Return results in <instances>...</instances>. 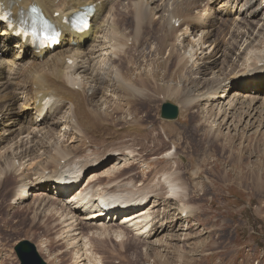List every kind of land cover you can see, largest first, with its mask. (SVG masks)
I'll use <instances>...</instances> for the list:
<instances>
[{"label":"rangeland","instance_id":"374dc122","mask_svg":"<svg viewBox=\"0 0 264 264\" xmlns=\"http://www.w3.org/2000/svg\"><path fill=\"white\" fill-rule=\"evenodd\" d=\"M120 2L122 4L118 5ZM129 2V0H113L110 3L109 8L102 17L104 21H102V26L97 33V38L94 42L87 44L88 46L84 53L87 54L85 55L86 61L83 62L82 60V64H85L87 66L86 69L88 70L89 68V70L86 73H81L80 76L85 74L88 78H93L98 71L104 72L103 74L108 76L103 86L104 91H100L94 98L95 102L100 103V107L103 108L101 114H105L103 115L105 116L103 117L105 121L101 126L107 127L105 131L97 133L95 136L102 137L104 140H101L100 143H95L90 137L91 141L89 143V138L80 140L72 134L74 133L72 130L70 134H67L70 127L66 126L65 123H68V115H71L67 109L68 106L60 107L61 110L55 115V119L59 123L50 133L47 130L52 123L51 119L46 122L43 121L47 110L39 117L34 115L32 117L34 119L22 118V123L30 128L28 131L20 132V134L18 133L20 131L18 127L21 125H14V128L12 121H8L6 117H3L1 122H4L6 126L3 124L0 126V136L3 137H0V174L2 170L1 164L4 161L3 156L6 154L12 161L13 155H20L23 152L26 155L25 153H27L24 172L29 174L30 181L35 182V178L41 172V167L55 166L58 158L57 149L70 153L75 151L79 153V150H82V154L88 153L92 154V156L94 154L93 151L101 153L106 151L104 148H107V151L112 150V148L121 149L120 151H115L116 153H112V156L106 159L105 165L102 167L104 168L103 174L110 168L113 169L112 166H114L118 153L130 154V149H132L135 152L133 154H136L134 157L137 158V161L134 164L131 162V167L120 166L118 179H122V182H131L129 188L138 189L157 182L156 179L162 174L158 170L169 165L165 154L174 149L173 144H177L179 150H177V156L173 160L178 162L177 168L180 176L189 190L186 203L192 206L193 215L196 212V216H191L192 218L181 217L177 210L178 200L170 199L166 201L165 198L160 199L159 205L152 209L153 213L156 214H153V216L158 220L154 227L156 232L150 237L149 241L151 243L147 241L148 244L142 243L141 247L139 246L136 253L137 255L139 254L140 259L136 262L133 260L136 257L133 248H127L123 242H112L106 237H100L94 230L96 229L94 226L84 229L82 233L84 236L79 235L78 239L75 240V228L80 230V225L70 227L71 225L64 222L69 216L60 217V214H57L49 218L50 213H52L51 209L55 207L56 210L55 205L42 206L40 207L41 209H38V212H35L34 207L35 209L39 208V201L37 202L38 199L36 198H38L39 194L45 193L44 190H38V187L32 188L24 203H17V201L12 199V195L18 191L17 184L19 183V178L23 176L16 175L8 180L7 186H2V192H0L3 197L0 200L4 202L2 204L0 201L4 208L3 213H0V264H20L15 246L23 239H28L37 246L39 254L47 264H79L80 262L78 263V261L80 259H78V255L74 254L78 247H75V251L70 249V253L66 255L67 252L64 251L67 250L68 244L65 241H61L63 236L65 239H71L70 242L76 241L77 246H83V242H87L91 255L93 256L94 254L98 259L101 258L103 264H264V92H261V96L259 95L260 97L258 96V99L253 104H249L250 100H247L248 98L245 95L252 93L250 95L255 96L253 95L255 89L251 92L248 86L245 89V93L240 95L238 92L237 94L235 93L237 86L245 78L244 73H250L249 68L251 67H253V69L251 68L252 71L257 69L254 68L256 59L264 56V0H256L253 4L252 9L259 7L260 13L256 19L253 18L255 22H249V29H247L248 26L245 24L238 22L245 12L250 13L247 10L249 4H245L244 0L235 5V1L231 3H215L216 5H212L214 6L212 11L209 8L211 6L206 3L208 0H201L198 6L192 7L190 13L194 12V15L199 17L198 19L193 17L196 19L195 23H204L206 27L202 26L196 37L192 35L183 39L182 35V43L179 44V41H176V44L178 42L179 52H177L178 55L176 57L175 54L171 55L170 48L156 49L157 36H162L163 32L168 31L165 29H163L164 31L159 30V27L164 24V21L166 22L169 14L165 12L164 17H162L165 20L159 19V15H156L157 19L151 26L152 29L145 27L147 35L144 47L139 51H135V48L126 50V55L130 57L127 63L125 59L124 61L120 60L122 58L121 53L124 54L125 51L118 52V55L114 52L113 41L110 42L112 34H110L111 29L109 30V28L112 23H116L119 25L118 27L124 28V32L128 36L132 35L129 32L134 31L133 27L126 29V26H121L120 24L125 18L121 19L122 15H119L121 8L125 12L124 5L130 4ZM229 5H234V11L231 16L225 17L227 19L223 21H219V18H214L216 10L229 8ZM210 12H213L214 16ZM117 17L121 19L119 22H117ZM145 20L148 22V19ZM210 23L215 24L210 25ZM208 28L214 37H220V48L222 50L217 53L215 51V43L210 47H208L209 43L206 46L203 45L202 50L205 49L204 51L199 49L201 47L199 45L197 54L190 61L193 64L187 61L188 63L181 70L178 67L180 53L186 51L185 53L190 54L189 49L192 50L193 48L196 50L197 44L200 43ZM202 29H205L203 34ZM251 31L252 34L250 35ZM259 31L262 33H259ZM190 33L191 30L189 29ZM172 34L174 33H166L169 38L172 37ZM172 39L175 40L177 37H172ZM249 42H251L252 46L245 49ZM127 44L132 47L133 38L128 40ZM195 44L196 46L194 47ZM239 53L241 54L240 57H238ZM208 55H214L210 60L217 62L215 64L216 67L214 65L211 69H208L209 71H207L206 75L197 74L198 70L196 69L204 65L208 67L210 64L208 61L197 59H204ZM87 56L92 57L91 61H88ZM115 59L119 61L117 60L116 62ZM223 62L228 63L223 64ZM232 63H236V65L233 67ZM8 67L9 65L6 69ZM118 71L124 73V78L128 82L140 84V82H143L141 79H146L148 84L151 83L149 85L151 97L147 101L140 100L141 98L137 97L138 102H133L131 106L127 100L128 96L124 95L125 93H117L118 90L115 91L116 83H114L113 78L118 74ZM80 76L77 77V74L75 75L76 78L81 80ZM111 79L113 83L110 81ZM7 80L4 77L0 80V84L4 82L5 86H9L8 89L10 90L7 89L9 94L16 96L13 97V101H16L17 97L19 98L20 101L18 100L13 105L14 110H17L24 100V96L18 95L17 89H13ZM228 85H231L230 88H233V91L231 89L225 93L219 91L212 98L207 100L202 98V100L193 102V105L192 103L188 105L184 103L183 96H187L185 93L187 91L193 94L192 97L198 98L206 95L209 91L215 89L216 86L225 88ZM251 87L254 86L252 85ZM167 88L177 89L178 91L183 90L182 97L180 95L163 99L162 96L167 93ZM263 89L261 88L262 91ZM1 91L2 89L0 88ZM160 91H162V94L159 95ZM104 92L108 93L106 101L109 107L106 106V103H103L105 99ZM88 95L90 97L93 96L92 92ZM185 99H189V97ZM164 101H170L179 106L180 111L176 119L162 118L161 107ZM251 105L252 107L249 108ZM132 108L137 110L144 109L150 112L146 116L144 112H137L136 116L128 115ZM117 110L120 111L118 112ZM15 113L16 111L14 115ZM136 117L141 122L144 121L142 123H144L143 126L146 127V130H149L148 128L153 129L152 136H138V140H134V137L129 135L128 132H124L125 135L123 134V130L135 123ZM224 117L226 121H223ZM215 130L217 131L216 133ZM154 133H159L155 136L156 138H153ZM51 134L53 136L50 137L49 135ZM52 137L54 138L52 139ZM110 137L113 138L111 139ZM31 140H34V143ZM37 142H44L48 146L49 144L53 145L51 148L48 147L44 150L35 145ZM54 145L57 146L56 150ZM31 150L34 151V154ZM133 154L131 153V156ZM36 155L42 156L35 157ZM134 157L132 156V159ZM92 169L94 168L90 167L84 172V175H87L84 186L92 177L91 174H88L92 172ZM52 170H60V167L49 168L46 172L47 175ZM100 170L97 173L101 177ZM3 176L4 174H2ZM16 182L18 183L16 184ZM49 187L50 185L48 184V195L57 200L58 198L50 192ZM189 187H193L192 192ZM8 191L11 196L8 195ZM164 191L162 192L164 193ZM75 207H78L81 212H78L68 222L77 224L80 219L88 221L86 217H89V209L81 208L77 205ZM60 212L62 214V210ZM35 215L38 217H35ZM36 219L38 222H35ZM77 219L79 220L76 222ZM44 221L46 222L44 223ZM113 221L116 223L117 228L115 229L122 227L120 223H117V220ZM88 222L95 223L91 220ZM131 235L130 232H126L125 235H122V238L126 240ZM107 236H112L116 239L119 234L113 233ZM122 238H118V240ZM159 242L161 244L158 246ZM103 243H107V247H104ZM149 244L150 246L157 244L158 249L162 251V256L157 258L153 256L154 254L142 256V252L146 251ZM46 245L51 250L52 255L50 256L46 253V247H44ZM121 245L128 250L127 253L116 256L112 254L113 251L120 253L122 250ZM55 255H58L56 262L50 261L49 258H53ZM121 257H123L122 260L120 259ZM81 262V264H93V262L89 263L87 260Z\"/></svg>","mask_w":264,"mask_h":264},{"label":"bare ground","instance_id":"6f19581e","mask_svg":"<svg viewBox=\"0 0 264 264\" xmlns=\"http://www.w3.org/2000/svg\"><path fill=\"white\" fill-rule=\"evenodd\" d=\"M3 1L8 7H10L14 11L15 14H18L22 11L27 12L30 9V6L32 4H36L46 14L51 16V18L56 22L57 25L64 26V29H63L61 45L58 48H55L54 50L47 48V49L37 52L35 49L31 48L27 43L21 41L20 38L16 37L13 31L5 29L0 24V46L1 45L3 46L2 55L0 56V80L3 79L4 77L7 78L8 79L7 81L11 84L13 89L15 90L17 89L18 95L21 94L24 96V100L22 101L19 109L14 110L13 105L16 104L19 98L17 97L16 101H13V97L15 95L9 94V91H7L9 86L8 85L5 86L4 82H1L0 88L2 89V91L0 92V116L6 117L7 118L6 120L8 121L11 120L13 123V126L21 125L20 127H18L20 130L18 133L20 134V132L28 131L30 128V127L25 126L22 123V118L24 119L27 117L32 118L34 115H37L39 117L43 114L44 111L47 110V113L43 117V121L46 122L47 120L51 119L52 123L47 130V132L50 133V131L56 128V126L59 123V121L55 119L56 118L55 115L58 114L57 112L61 110L60 107L68 106L67 109L69 111V114L71 115L70 116L68 115L69 117L68 123L67 122L65 123L66 126L68 125L70 127V130H68L70 132L67 131V134H70L72 130V132L74 131V133L72 134L80 140L89 138L88 141L90 143L91 141L90 137H91L95 143H100L101 140H104V139L102 137L95 136V134L105 131L107 127L101 126L102 123L105 121V119H103V117H105L103 115L105 114L103 115L101 114L102 113L101 111L103 108L100 107L101 105L100 103L95 102L94 98L100 91L102 90L104 91L103 86L106 83L108 76H105L106 74L104 75L103 74L104 72H101V71H98L93 78H88L85 74L80 76V74L86 73V71L89 70V68L88 70L86 69L87 66L85 64H82V60L83 62L86 61L85 55L87 54H84V53L87 49V46H88L87 44L90 42L91 43L94 42L95 39L97 38V33L99 32L102 26V21H104L102 17L105 11L109 8L110 3L113 2V0H3ZM129 1H130L129 2L130 4L124 5L125 12H124V9L121 8L119 15H122L121 19L125 18V20H123L122 23L120 24L121 26L122 25L126 26L125 27L126 29L129 27H133L134 31L129 32V33H132V35L128 36V34L124 32V28L118 27L119 25H117L116 23H112L109 28V30L111 29L110 34H112L110 42L113 41L112 46L114 48V52L118 55L119 53H121V51L122 52L125 51L124 54L121 53L122 54L121 56L122 58L120 59L121 61H124V59L126 62L130 60V57L126 55V52H127L126 50L135 48V51H139L144 47L145 45L144 43L146 41V35H147V30L145 27L147 26V28L149 29L151 28L155 19H157L156 15L157 16L159 15V19L162 20L163 19L162 17H164L165 12H168L169 17L167 18L166 22L164 21L163 22L164 24L159 27V30H163V29L168 30L167 31L168 34L174 33L172 34L173 38L177 37V39L173 40L172 37L171 38L167 37L166 35L167 32H163L162 36H159V37L157 36L156 49L158 48L159 50L161 48L162 49L170 48L171 55L175 54V57L178 55L177 54L178 42L176 44V41H179V44H180L182 43L183 39L186 37H189L192 35L196 37V35H198V32L201 31V27L205 25L204 23H201V24L195 23L196 19L194 18L198 19L199 17H196V15H194L195 14L194 12L190 13V10L192 9V7L198 6L201 0H132V1L129 0ZM171 1L173 2L171 3ZM232 1H235L234 5L238 2H242V0L241 1L240 0H208V2L206 3L211 6L209 8L212 11V8L214 7L212 5H214L215 3L216 4L220 2L231 3ZM255 2L256 0H244L245 4L247 3L249 4L247 10L250 13H247L244 11L245 13L243 12L244 13L243 17H241L238 22L243 23L246 26H248L247 29H249V26H250L249 22H255L254 19H256L260 13L259 7H257L256 9L255 8L252 9L254 6L253 4ZM120 4L122 3L120 2L118 5ZM234 5L233 6L229 5V8H224L222 10H216L217 12H215V16L213 15L214 14L213 12H210V13H212V16H214L215 19L219 18V21L220 20L223 21L227 19V18L225 19V17H229L233 14ZM88 6L93 7L95 10V14L91 22L92 23L91 28L88 31L72 30L66 26V23H65L66 18H70V16L75 11L84 10ZM57 13H59V15L55 16ZM250 16H252V18H250ZM121 19L117 17V22H119V20ZM145 19H148V22ZM178 21H180L179 27L176 26V23ZM214 24L215 23H210V25H214ZM184 26L185 28H183ZM189 29L191 30L190 34H189ZM204 31L205 29H202V34ZM259 33H262V32L259 31ZM251 34H252V31L250 32V35ZM182 35H183L182 37L183 39H181ZM131 37L133 38V46L129 47L127 42L128 40L131 39ZM219 39L220 37L219 38L214 37V35L211 33V31L208 28L202 40L200 39L201 40L200 43L197 44L196 50H194L193 48L192 50L189 49L190 54L185 53L186 51L184 52L185 54L180 53L179 55L180 57L178 60L180 63L178 67L182 70V67H185L186 63L193 60L198 50L199 49L202 50L203 45L206 46L207 43H209L208 47H210L212 44L215 43L216 44L215 51L219 53L220 50H222L220 48L221 41ZM199 45L201 47L198 49ZM195 46L196 44L194 45V47ZM251 46H252L251 42H249L245 49H248V47H251ZM204 50L205 49H203L202 51ZM240 55L241 54L239 53L238 57H240ZM213 56L214 55H210V56L208 55L204 59L203 58L197 59V60H203V61L210 62L209 66L207 65L208 67H206V65L200 68L198 67L199 69H196L198 70L197 74L201 73V74L206 75L207 71H209L208 69H211L215 64H217V62L210 60ZM87 58H88V61H91L92 57L87 56ZM67 59H72V62L68 61ZM115 60L117 62L118 59H115ZM225 63H228V62H223V64ZM8 65L9 67L8 69H6ZM232 65L234 67L236 63H232ZM251 68L253 69V67ZM251 68H249L250 73H244L246 77L242 80L243 82H241L240 85L238 86L236 85L237 86L236 90L234 89L235 93L237 94L238 92L239 95L241 93H245V89H247L248 86L251 92L255 89V92H254L255 94L253 93V95L255 96L250 95L252 93H247L248 95H245V97L248 98L247 100H250L249 104H253L254 101L258 99V96L261 94V92H264V89L263 91L261 90V88H264V87H261V86H264V83H263L264 82V56H260L256 59L254 63V68H257V69L252 71ZM76 74H77V77L78 76L81 77V80L75 77ZM113 79L115 81L114 83H116L115 91L118 90L117 93L118 92L125 93L124 95L128 96V98L127 97L126 98L129 104H131V106L133 105L132 104L133 102H138L137 97L141 98L140 100H144V101H147L151 97V93L149 92L151 90V89L149 90V85H151V83L148 84V82L144 78L141 79L143 82H140V84L130 82V81L128 82L126 78H124V73L118 71V74H116L115 78ZM110 81L112 82V79ZM218 81L220 80L218 79ZM258 84H260L259 86L261 88L258 86ZM77 85L79 86L77 87ZM252 85L254 87H251ZM230 86L231 85H228L225 88L223 86H216L215 89H213L212 91H209L206 95H202V96L198 95L199 96L198 98L192 97L193 94H191L190 92L188 93L187 91L185 92L187 96L184 95L185 97L183 96V100H184L185 105L186 104L188 105L191 103L193 105V102H196L200 99L202 100V98H204V100L212 98V96L217 95L219 91L225 93L227 90L231 89ZM176 90L177 89L175 90H172L171 88L168 89L166 94L163 92L165 95H163L162 98L164 99V98H168L172 96H180V95L182 97L183 90L182 91L180 90L181 92L178 90L176 91ZM231 91H233V88L231 89ZM90 92H92V95H93L92 97L88 95ZM160 94H162V91L159 92V95ZM103 95L105 96L103 103H106V106H108L107 101H106V98L108 97V93L104 92ZM188 97L189 99H185ZM125 103L128 104L126 101ZM250 107H252V105L249 106V108ZM15 111L16 113L14 115ZM117 111L119 112L120 110H117ZM137 112L139 113L144 112V115L146 116L148 115L150 111L144 110V109L137 110V109L132 108L130 109L128 115L136 116ZM248 115L250 114L248 113ZM135 119H136L135 123L130 125L126 130H123V134L125 135L124 132H128L129 135H132L134 137V140L137 139L138 136H141V137L142 136H145V137L152 136L153 129L151 130L150 128H148L149 130H146L145 129L146 127L143 126L144 123H142L144 121L141 122L140 119H138L137 117ZM224 120L226 121L225 117L223 118V121ZM2 124L6 126L4 122H1L0 126ZM219 126L220 124L218 125V129H219ZM216 130H215V133L217 132ZM164 132H166V130H164ZM158 134L154 133L153 138H156L155 136H157ZM49 136L51 137L53 136V134ZM0 137L3 138L2 136ZM53 138L54 137H52V139ZM32 141L34 143V140H31V142ZM35 145L39 146L40 149L46 150L48 147L51 148L53 144L51 145L49 144L48 146L44 142L42 143L37 142ZM173 145H174V149H172L171 151L165 154V158L169 164L168 167H164L161 170H158L162 174L159 177L157 176L158 177V179H156L157 182L155 184L150 183L148 184L149 186H146V187H139L138 189H132V188H129V185L131 182H122V179H118L119 178L118 170L120 166L123 165L125 168L131 167V165L136 163L137 161V158L134 157L136 156V154H133L134 150L132 149H130V154L118 153L115 158L114 166H112L113 169L110 168L108 171L102 174V171L104 169L102 167L105 165L106 159L112 156V153H114L115 151H120L121 149L118 150L117 148L116 149L112 148V150L107 151V148H104L106 149V151H103L101 153H99V151H93L94 154L92 156V154H88V153H86L85 155L82 154L83 153L82 150H79V153H77L76 151L73 153H70L67 151H63L62 149L59 150L57 149V146L54 145L55 150L57 149L58 151V154H57L58 158H57V162L55 166L41 167V172L38 173V177L35 178V182L30 181L29 174L28 173L26 174L24 172L26 168H24L23 165L26 164L25 157L28 156L27 153H25L26 155H24V152L22 151L23 154L13 155L14 157L12 156L13 157L12 161H10L7 154L3 156L4 161L1 164L2 170L0 174V190L2 189L3 185L5 187L6 183L8 182L10 178H13L12 176L22 175L23 177L21 176L22 178H19L20 179L18 181L19 183L16 182V184L18 183L17 184L18 191L12 195V199L17 201V203H24L25 199L29 195L32 188L38 187L37 188L38 190H44L45 193H42L41 191L42 194H39L38 198H36L38 199L37 202L39 201L38 203L39 208L37 207L35 209L34 207V211L38 212V209H41L40 207L42 206L49 207L48 206L49 204L55 205L56 210H55V207L52 206L53 209H51L52 213H50L51 215L49 218H52V215H57V214H60V217L69 216V218H66L64 222H67L68 225H71L70 227L72 226L75 227V225L76 226L80 225L79 227L80 230L78 228H75V231H76V236L74 238L75 240L78 239L79 235L84 236V234H82L84 229L91 228L94 226L96 228L94 230L96 231V233L99 234L100 237H106L108 240L112 242L114 241L120 242V243L123 242V244L126 245L127 248L129 247L133 248L134 252L136 253L138 252L137 249L142 243L146 244L147 241L151 243V241H149L150 237H152V235L155 234L156 232V229L154 227H155L156 221L158 220H156L155 219L156 217L153 216L154 213L152 209L159 205L158 202L160 199L165 198L166 201L170 199L178 200L179 204L177 206L178 207L177 210H178V214L181 215V217L190 218L191 216L192 217L196 216V212L193 215L194 211L192 209V206L186 203V198L189 195V190L187 186L184 185L183 179L180 176V172L177 168L178 162L173 160V158H176L177 156V153H178L177 150H179V146L177 144H173ZM131 153L133 154L132 155L134 157L133 159H132ZM33 154H34V151H33ZM41 156L42 155L40 156L36 155L35 157H41ZM131 162L132 164L130 165ZM58 167H60V170H52V172L49 175H47L46 172L49 168L51 169V168H58ZM90 167L94 168L92 169V172L88 173V174H91L92 177L88 180L87 184H85L84 186V183L87 177V175L84 176V172L86 169ZM100 167L102 168L101 170H100ZM35 169L38 171L37 168ZM98 170L101 171V174H102L101 177L97 173L99 172ZM66 172H72L76 176H79L80 180L85 178V180L83 179L82 183L78 187H74L72 190L73 191L72 196L74 195L77 197L76 199L77 202L75 204L71 202L72 205L68 203L66 199L62 197H58L59 200L58 199L56 200L54 197L48 195L46 191L47 190L46 185L51 184V187L49 190H52L53 185L55 184L53 181L54 180L59 181L61 178H63L62 174ZM2 174H4L3 177H2ZM82 186L84 187L80 189V187ZM189 188L191 189V192H192L193 187H189ZM162 191H164V193ZM0 192H2V190ZM8 195L11 196L9 191H8ZM0 198L3 199L1 195H0ZM106 200H108L109 202H115V201L123 202L121 203L122 206L126 207L125 209L122 210L123 214H121L120 216L121 219L119 218L120 220L117 222V223H120L122 226L119 229H115L117 228L116 223H114L112 219H108V217L106 216L102 218L100 217L103 214V210L101 209V202H104ZM3 203L4 202H2V204ZM75 205L81 208L89 209L90 210V211L88 210L89 217H86V218H88V221L91 220V221H94L95 223H89L88 221H84L85 219L84 220L80 219V221L77 224H73L72 222L69 223L68 221L71 220V218L75 217L78 212H81L78 207H75ZM61 210H62V214L60 212ZM3 211H4V208L0 204V213L2 214ZM35 217H38V216L35 215ZM78 220L79 219H77L76 222ZM35 222H38V220L36 219ZM45 222L46 221H44V223ZM126 232L128 233L130 232L132 234L131 237H128L126 239L127 241L124 240V238H122V235H125ZM113 233L119 234L118 238H122V239L118 240V238L115 239L112 236L111 237L107 236ZM70 240L71 239H65L64 236H63V239L61 240V241L67 242L68 244L67 250L64 251V252H67L66 255L70 253L71 251L70 249H73V251H75L76 250L75 247L76 248L78 247V250L74 252V254L78 255V259H80L78 261V263L80 262L79 264H81L82 263L81 261H84V260L85 261L87 260L89 263L93 262V264H103L99 256L98 257L100 259L96 258L94 254L93 256L91 255V251H89L90 249L87 247V242L84 241L83 246L82 245L77 246L76 241L70 242ZM160 244L161 243L159 242L158 246ZM103 246L107 247V243H103ZM148 246L149 247H147L146 251L142 252L143 253L142 256H150L151 254H154L153 256H155L156 258L162 256L161 255L162 251L158 249L157 244L151 245V246L149 244ZM44 247H46V253L49 256L52 255L50 248L47 247V245ZM121 247H122V250L120 253L117 251L116 252L113 251L112 254H114L115 256L125 255L128 250L125 249L122 245ZM135 255H136L135 259L133 258L132 259L138 262V259H140V257L138 256L139 254L137 255L136 253ZM57 258H58V255H55L53 258L50 257L49 260L50 261L53 260V262H56ZM122 258L123 257H121L120 259L122 260Z\"/></svg>","mask_w":264,"mask_h":264},{"label":"water","instance_id":"95a60500","mask_svg":"<svg viewBox=\"0 0 264 264\" xmlns=\"http://www.w3.org/2000/svg\"><path fill=\"white\" fill-rule=\"evenodd\" d=\"M179 106L172 102H164L161 108V116L165 119H176L179 115ZM16 253L21 264H47L40 256L37 246L28 239H23L15 246Z\"/></svg>","mask_w":264,"mask_h":264},{"label":"snow or ice","instance_id":"6c2138e0","mask_svg":"<svg viewBox=\"0 0 264 264\" xmlns=\"http://www.w3.org/2000/svg\"><path fill=\"white\" fill-rule=\"evenodd\" d=\"M4 17H0V19H3Z\"/></svg>","mask_w":264,"mask_h":264}]
</instances>
